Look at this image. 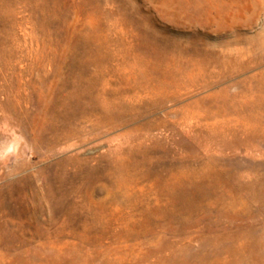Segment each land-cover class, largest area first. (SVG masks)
I'll return each instance as SVG.
<instances>
[{"label": "rangeland", "instance_id": "1", "mask_svg": "<svg viewBox=\"0 0 264 264\" xmlns=\"http://www.w3.org/2000/svg\"><path fill=\"white\" fill-rule=\"evenodd\" d=\"M0 264H264V0H0Z\"/></svg>", "mask_w": 264, "mask_h": 264}]
</instances>
